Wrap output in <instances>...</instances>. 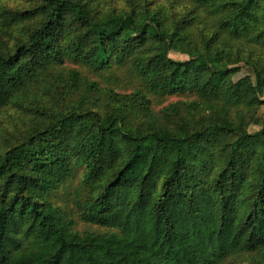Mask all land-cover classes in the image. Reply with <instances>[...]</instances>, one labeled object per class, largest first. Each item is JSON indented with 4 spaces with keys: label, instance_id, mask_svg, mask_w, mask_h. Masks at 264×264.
<instances>
[{
    "label": "trees",
    "instance_id": "trees-1",
    "mask_svg": "<svg viewBox=\"0 0 264 264\" xmlns=\"http://www.w3.org/2000/svg\"><path fill=\"white\" fill-rule=\"evenodd\" d=\"M36 2L0 21L40 18L12 50L0 44V109L50 69L96 104L80 95L0 152V264H225L264 251V124L245 132L264 105V0H192L180 16L170 7L101 20L89 0ZM135 47L154 52L132 65ZM169 49L191 57L174 61ZM66 56L94 72L126 66L136 85L101 87ZM235 64L255 80L231 81ZM235 134L240 142L228 143ZM75 152L87 157L85 184L115 167L79 204L83 230L48 198L74 173Z\"/></svg>",
    "mask_w": 264,
    "mask_h": 264
},
{
    "label": "rangeland",
    "instance_id": "rangeland-1",
    "mask_svg": "<svg viewBox=\"0 0 264 264\" xmlns=\"http://www.w3.org/2000/svg\"><path fill=\"white\" fill-rule=\"evenodd\" d=\"M90 8L97 14L98 19H105L111 16H121L125 12H139L144 10H152L154 8H170L172 7L176 11V16L183 15L191 7L192 0H89ZM212 2V0H211ZM37 4L36 0H0V21L2 19H8L10 17H17L20 13L26 9L32 8ZM39 16V15H37ZM25 20L21 19L15 23L2 27L0 24V44L6 46V48L13 49L16 40L18 38H26V33L29 28L35 25L39 21V17ZM141 16V15H140ZM36 18V19H35ZM35 19V20H34ZM146 21H143L144 24ZM140 48V47H139ZM144 49V48H143ZM136 53L133 54L130 64L137 65L144 61L143 56L152 54L154 51L144 49L143 54L135 47ZM167 57L177 61L184 62L190 59L191 55L187 51L179 49H169ZM67 60L64 65H69L71 71H77L79 76L87 78L91 81L97 79L101 87H114L117 91L124 88H128V91L132 89L133 85H136L132 72L128 71L126 66L113 70H101L98 72L91 71L85 65L77 64L75 59L71 56H66ZM129 62V61H128ZM128 65V64H127ZM230 67H237L235 70L229 73V79L231 81H237L241 78L249 76L254 81L253 75L250 71L242 65H231ZM68 69L63 70L66 72ZM58 71V70H57ZM123 71H125L123 73ZM59 72V71H58ZM59 73L53 69L39 73V78L34 83L29 84L26 88L31 91L18 94L13 100L0 109V152H4L6 149L19 143L21 139L25 137L33 128L37 127V123H48L55 116L65 113V109H69L70 103L78 101L81 95L83 104L89 103L91 107H94L96 101L95 94L88 92L87 90H81L80 92H74L68 88L67 75L63 76V79H58ZM119 78H124L125 81ZM123 81V83L119 82ZM62 81H65L62 83ZM118 87V88H117ZM119 89V90H118ZM94 93V92H93ZM264 98V90L261 95ZM98 99L106 103L102 94H99ZM178 99L190 100L191 96H172L169 98V102L174 103ZM101 104L99 110L103 111L109 108L108 104ZM167 103L157 104L156 109H160ZM48 110H53L51 114H48ZM43 111V119L37 121L36 112ZM173 122V120H171ZM183 124V123H180ZM264 124V105L257 107L254 111L250 122L245 127L246 134H252L259 130ZM237 133H240L238 131ZM240 134L231 135L228 138V143L240 142ZM224 136L221 137L219 144L223 145ZM218 151V148H215ZM1 153V154H2ZM75 171L71 178L65 185L60 187L56 192L48 196V198L56 205H59L65 213L72 216L75 221V228L83 230L89 228L90 225L82 223L79 216V204H83L85 200L93 198L100 192L101 183H105L113 171L114 164L107 170L101 177V180L96 183L85 184L83 178L86 171L87 157L84 154L73 153L72 155ZM249 163V162H248ZM225 264H264V251L252 252V253H233L226 260Z\"/></svg>",
    "mask_w": 264,
    "mask_h": 264
}]
</instances>
